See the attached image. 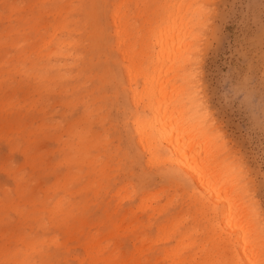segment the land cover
<instances>
[{
    "label": "bare ground",
    "instance_id": "obj_1",
    "mask_svg": "<svg viewBox=\"0 0 264 264\" xmlns=\"http://www.w3.org/2000/svg\"><path fill=\"white\" fill-rule=\"evenodd\" d=\"M4 1L3 9L8 11V15L4 16V10H0V20L3 18L8 21L15 20L18 24L21 23L20 25H27L36 38L34 41L28 42L29 48L27 49L23 48L19 39L8 40L11 36L9 32L12 31L14 35H18L20 27L11 25L9 30L1 31L0 29V87L6 81L5 76L10 74H18L21 78L18 81L21 89L17 87V92H23L22 90H25L23 85L27 86L26 95H32L31 108L42 113L44 118L43 122L37 126L36 131L30 132L29 136L33 135L32 137H34L37 132L44 139H50V129L61 128L60 134H55L53 138L61 144L60 150L65 152V155L56 164L67 166L68 170L56 182L54 181L53 185L64 189V191L76 183L84 185V188L82 187L78 191L72 190L74 196L75 192L76 194L81 193L82 189L87 191L86 188L102 185L103 181L108 178L112 158L118 151L110 146L108 128L105 126L106 115L101 111L100 105H95L103 95V92L100 91L101 86L93 83L88 88L84 86V83L95 78L101 83L105 82L109 77V70L104 66L99 72L86 74V61L80 50L85 42L92 47L100 46L103 28L98 22V17L95 12H89L90 29L86 31V21L75 16L77 11L82 8L80 6H84V0H71L65 3H63L65 0H31L28 4L23 3V0L21 5L15 3L17 1L14 0ZM74 1H78V3ZM205 3L206 0H114L111 3L112 7L108 17L112 27L113 47L120 58L130 99L135 108L140 105L141 101H144L141 104V111L144 112V115L136 112L132 114L130 121L133 134L136 136V145L146 156L147 165H170V169L161 171V174L184 195L182 203L184 202L185 210L179 211L176 215L157 225L158 242L174 241L172 245L162 249L161 255L146 256L144 261L140 259L134 263H131L134 259L133 256L123 257L119 260H117L119 256H108L105 259L108 264H144L145 262L147 264H264V224L260 220L252 198H250L245 179L242 176L243 171L241 172L240 166L234 162L236 157L232 156L234 158L232 160L225 154L224 144L219 141L218 135L212 130V124L207 119V113L202 110L203 107L195 87L198 84H195L193 80L196 72L193 73L191 67L194 61L193 55L197 49L196 42L198 38L200 39L202 18L206 10ZM34 8L38 9L35 14ZM23 10H27L28 15H22ZM44 15L52 18L45 19ZM142 17L143 20L136 24L137 19ZM28 18L30 19L28 20ZM23 29L25 30V28ZM7 46L18 50V53L11 59L5 55L8 52L4 51ZM195 59L197 60L196 56ZM27 63H29L28 66ZM24 80L26 83H23ZM139 81L142 83L140 90L137 88ZM14 92H16V88ZM34 95L38 97L34 98ZM52 95L61 97V101H57V104L70 109L72 113L79 108L78 114L67 120L65 125L59 122L48 124L46 121V108H44L46 104L42 101H48ZM40 101L41 107L37 108L36 104ZM24 106L22 105V107ZM56 114L58 113L56 112ZM61 116L62 120L69 117L66 114H61ZM96 126L99 129H96ZM34 141L35 138H31L29 143H34ZM29 152L28 146L23 149L25 158L30 160L31 173L32 171L39 173L40 168H37L35 162L38 154ZM49 163L52 162L46 163L40 177L47 173L46 169L55 168L54 166L49 167ZM9 166L11 169L10 164L8 169ZM70 168H75V170ZM20 175L16 174L15 179ZM59 175L61 174L59 173ZM23 177L20 176L18 179L21 181ZM84 178L86 180L83 183L81 179L84 180ZM20 184L16 183V186H20L18 201L15 202L7 195L2 196L0 212L13 210L21 224L32 222L42 228L47 226V223L45 225L42 221L46 217L50 226L60 230L67 237H76L77 231L86 224L87 218L76 213V210H79L78 202H66L63 199L64 196L53 200L49 194L51 187L42 188L39 186V189L35 190L36 188L29 187L28 184L25 186ZM161 190L163 192V189ZM38 191L42 192V197L38 196ZM155 191L157 192L144 194L136 208H128V214L134 218L133 213L137 210L146 212L149 209L152 213L163 212L165 204H159L160 193L158 190ZM7 192L9 193V191ZM54 192L55 190H53V194ZM173 199L170 198L168 201ZM25 206H30V209L25 210L27 209ZM153 217L155 218V216ZM4 219L6 218L0 215V227L6 224ZM140 221L135 219L134 223ZM112 224L111 222L110 225L112 226ZM129 226L133 232V227ZM24 231H16V234L17 241L24 249L25 257L30 253H39L41 262L49 263L47 258L49 253H45V249L42 247L39 248L38 240L28 238L31 234L26 235ZM4 234L0 232V237ZM134 235L141 243L135 248L139 254L142 250L151 247L154 239L150 235L137 232ZM85 236L88 235L85 234ZM76 238L80 240L78 237ZM85 240H83L87 251L85 256H90V249L94 246L99 247V241L96 235H91ZM49 242L55 243L56 241L50 238ZM116 246L118 247V245ZM17 247L11 249L9 246L1 245L0 264H24L27 258L18 257L20 250ZM67 258H71V256ZM158 258L163 263H158ZM83 259L78 260L80 264H84Z\"/></svg>",
    "mask_w": 264,
    "mask_h": 264
},
{
    "label": "rangeland",
    "instance_id": "obj_2",
    "mask_svg": "<svg viewBox=\"0 0 264 264\" xmlns=\"http://www.w3.org/2000/svg\"><path fill=\"white\" fill-rule=\"evenodd\" d=\"M14 1H17L15 3L21 5L23 3L28 4L31 0H24V2L23 0ZM67 1L71 0H65L63 3ZM113 1L114 0H94L92 2L91 0H84V6L81 5L80 7L82 8L77 11V15L75 14V16L79 17L82 21H86L85 30L88 31L90 29L89 12H95L98 17V22L103 28V38L99 47H92V45H87V42H85L80 49L86 61V74L99 72L104 66L109 70V77L105 82L101 83L95 78L91 81L87 80L84 83V86L88 88H90L93 83L101 86L100 91L103 92V95L95 105H100L101 111L106 115L107 122L105 126L108 128L110 146L112 149L118 151V153L112 158L108 178L103 181L102 185H94L92 188H86L88 189L87 191L82 189L81 193L76 194L75 192V196L72 190L78 191L84 185H78L76 183L71 185V188L69 187L65 191L64 189L53 185L54 181L56 182L57 179L68 170L67 166L56 164V162L60 161L65 155V152L60 150L61 144L53 138L55 134H60L61 128H51L49 132L50 139H44L42 135L37 132H35L36 135L34 134V137H32L33 135L29 136L30 132L36 131L37 126L43 122L42 120H44V118L42 113L31 108L32 95H26L25 90L27 86L23 85V89H25L22 90L23 92H17V87H20L21 89V86L18 85V81L21 78L18 74H10L9 76H5L6 81L0 87V198L7 195L15 202L16 200L18 201V191L20 186H16L17 182L21 183V186L28 184L29 187L36 188L35 190L39 189V186L42 188L51 187L52 190L50 188L49 194L53 197V200L64 196L65 198L63 197V199L66 202H78L79 210H76V213L87 218V222L81 227L79 230L80 232L77 231L76 237L80 239L77 240L76 237H67L60 230L50 226L46 217H44V220L42 219V221L45 225L47 223V226L42 228L37 227L36 223L32 222L30 224H21L13 210L0 212V215H3L4 218H6L4 221L7 224H3L4 226L0 227V232L5 233L0 237V246L6 245L11 247V249L18 246L17 249L20 250L18 255L19 258H22V256L25 257V254H23L24 249L22 245L17 241L16 231H24L26 228L27 231H24L25 234H31L33 236L29 235L28 238L38 240V247H42L45 249V253H49V256H47L49 263L46 264H50V262L51 264H80L78 260L83 258L84 264H108L105 261L108 256H119L117 260L122 259L123 257L129 258L133 256L134 259L131 263H134L135 261H140V259L144 261L146 256L153 257V255H161L163 253L162 249L174 243L173 240L169 242H158L156 227L159 223L166 221L167 218L176 215L179 211L185 210L184 202L182 203L184 195L161 174V171L168 168L170 169V165H147L146 156L142 153L139 146L136 145V136L133 134L130 121L132 114L136 112L144 115V112L141 111V104L144 101H141L137 108L133 106L130 99V92L127 90V80L122 72L119 55L113 47L114 39L112 36V27L109 24L110 19L108 17L112 7L111 3ZM74 2L78 3V1ZM4 5L5 1L0 0L1 11L4 10ZM208 8L209 10H207ZM205 9L200 29L201 34L199 35L200 39L198 38V41L196 40V48L198 50L196 49L193 55L194 61L191 67L192 72H196L195 76L193 74L195 77V79L193 77V80L195 81V84H198L195 85L197 96L203 107L202 110L207 113L208 121L213 125H211L212 130L218 135L219 141L224 144L225 154L228 157L230 156L232 160L234 159L233 157H236L234 162L240 166L241 172L243 171L242 176L243 179H245L244 182L248 188L250 198H252L251 200L257 209L260 220L264 224V0H206ZM37 11L38 9L34 8V14L37 13ZM4 12V16L8 15L6 9ZM27 13V10L22 11V15H28ZM205 14L208 15L205 16ZM44 18L50 20L52 17L44 15ZM29 19L30 18H28V20ZM142 20L143 17L138 18L135 23L138 24V22H141ZM20 24L21 23L18 24L15 20L8 21L3 18L0 20V29L1 31L9 30V26L11 25H15L17 28L20 27V29H18V35H14L12 31L9 32L11 36H9L8 40L11 38L19 39V43L22 44L23 48L28 49V42L34 41L36 37H34V33L28 29L27 25L23 26ZM23 28H25V30ZM202 35L203 38H201ZM4 51L5 53L8 51L5 54L8 59H11L18 53V50H15L14 47L9 48V46H7ZM195 56L197 60L195 59ZM28 65L29 63H27V66ZM23 83H26V81L24 80ZM141 85L142 83L139 81L137 85L138 90H140V87L142 89ZM198 87L199 89H197ZM15 88L16 92H14ZM37 97V95H34V98ZM59 100L61 101V97L58 95H52L48 101H42L47 105H44V108H46L45 116L48 124L59 122L60 124L65 125L67 120H70L78 114L77 112L79 111V108L72 113L70 109L57 104ZM22 105H25L26 107H22ZM49 105L53 107H50ZM36 106H38L37 108H40L41 101L38 102ZM55 111L58 114H56ZM61 114L69 115L68 119L62 120ZM19 120L20 122H18ZM96 129H99V127L96 126ZM31 138H35L34 143H29ZM30 144L31 146H29ZM44 145H46L47 148ZM27 146L30 149V154H38L35 162L38 166L37 168H40L39 173H35V171H32L31 173L32 168L30 160L29 158L26 159V156H24L23 153V149ZM45 161L46 163L48 161L52 162L51 164L49 163V167L54 166L55 168L52 169L51 167L49 169L50 172L46 169L45 171L47 173H44V176L40 177L43 173V167H46ZM9 164L12 167L11 169L10 166L8 169ZM4 165L5 167H3ZM23 166H25V169ZM70 169L75 170V168ZM15 173L17 175L21 174L20 176H24L25 178L23 177L20 181L18 179L20 176H17L18 178L15 179ZM59 173L61 175H59ZM23 179L25 183L23 182ZM85 180V178L84 180L81 179L83 183ZM161 189H163V192ZM53 190H55L54 194ZM155 190H158L160 193L159 204H165V210H163V212L161 211L162 213H152L149 209H147L146 212L145 210H143L144 212L137 210L133 213L134 218H132L128 214V208H136L140 203V198L144 194L157 192ZM175 190L177 191L174 192ZM7 191H9V193ZM41 195L42 192L40 191L38 196L42 197ZM170 198L174 199L169 202L168 200ZM25 208H27L25 210H29L30 206H25ZM150 213L152 214L150 215ZM5 215L9 217H6ZM153 216H155V218ZM122 217L124 218L122 219ZM135 219L141 221L134 223ZM111 222L113 223L112 226L110 225ZM128 224L133 227V232L130 230ZM24 226L26 227L24 228ZM16 228L18 229L15 230ZM46 228L48 229L46 230ZM136 232L139 234L147 233L154 239L151 243V247L144 249V251L142 250L140 254L139 251L135 250V248L141 245L139 239L134 235ZM85 234L88 236L86 237ZM91 235H96L100 246L92 247L90 249V256H85L87 255V251L85 249L86 245L84 241H86L85 239L89 238ZM106 237L107 240H105ZM50 238L54 239L56 242L48 243ZM58 242H60L59 245ZM115 244L118 245V247ZM20 247H22V250ZM113 253L115 254L113 255ZM117 253L119 254L117 255ZM70 256L71 258H67ZM25 258L27 259L24 264H43L40 260L39 253H30L26 255ZM157 261L158 263H163L160 258H158ZM144 264H147V262Z\"/></svg>",
    "mask_w": 264,
    "mask_h": 264
}]
</instances>
